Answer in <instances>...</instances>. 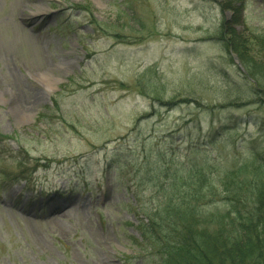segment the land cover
Here are the masks:
<instances>
[{
    "label": "rangeland",
    "instance_id": "obj_1",
    "mask_svg": "<svg viewBox=\"0 0 264 264\" xmlns=\"http://www.w3.org/2000/svg\"><path fill=\"white\" fill-rule=\"evenodd\" d=\"M238 1L260 49L264 0ZM224 19L217 0H0V264H156L138 227L162 197L143 175L151 143L183 153L218 129L219 169L232 143L264 147V93L223 47Z\"/></svg>",
    "mask_w": 264,
    "mask_h": 264
},
{
    "label": "trees",
    "instance_id": "obj_2",
    "mask_svg": "<svg viewBox=\"0 0 264 264\" xmlns=\"http://www.w3.org/2000/svg\"><path fill=\"white\" fill-rule=\"evenodd\" d=\"M217 1L223 10L237 15L234 23L222 21L218 37L223 47L239 58L244 78L255 88V94L262 95L264 55L256 60L250 51L255 48L260 55L264 37H256L260 49L250 47L249 38L236 28L243 1H238L242 5L237 0ZM120 85L128 88L125 83ZM159 98L153 99L165 107L196 103L201 112H214L198 100ZM214 130L205 142L190 140L183 153L181 148L154 153L151 143L150 153L145 155L143 175L156 180L162 197L138 224L140 247L154 255L156 264H264V147H252L249 156L243 157L232 143L234 159L219 169L212 153L222 134Z\"/></svg>",
    "mask_w": 264,
    "mask_h": 264
}]
</instances>
